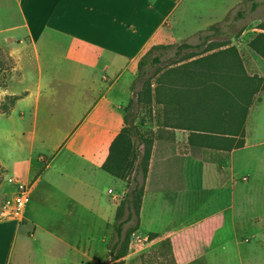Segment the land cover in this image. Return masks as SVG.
Masks as SVG:
<instances>
[{
	"label": "crops",
	"instance_id": "obj_1",
	"mask_svg": "<svg viewBox=\"0 0 264 264\" xmlns=\"http://www.w3.org/2000/svg\"><path fill=\"white\" fill-rule=\"evenodd\" d=\"M183 2L0 0V49L13 60L0 74V199L15 192L8 179L17 172L33 187L23 222L0 218V264H23L40 232L46 250L31 264L95 260L89 215L114 225L117 197L128 191L102 165L125 126L139 58L152 45L179 42L168 18L178 11L184 23ZM6 97L16 100L3 112ZM258 97L241 148L186 145L188 130L172 126L155 140L135 231L141 241L129 243L125 264H143L164 240L175 264H264V151L256 148L264 143V90ZM45 211L59 213L53 226L40 223Z\"/></svg>",
	"mask_w": 264,
	"mask_h": 264
},
{
	"label": "trees",
	"instance_id": "obj_2",
	"mask_svg": "<svg viewBox=\"0 0 264 264\" xmlns=\"http://www.w3.org/2000/svg\"><path fill=\"white\" fill-rule=\"evenodd\" d=\"M257 6L253 2V8ZM212 28L218 31V28ZM260 28L264 30V22ZM208 40L206 35L196 44L182 42L176 45L174 56H179L177 62L188 60V63L164 70L157 66L162 63L165 52L160 50H167L174 44L151 46L139 59L133 87L137 81H143L146 89L143 97L150 100L151 92L160 93V84H163V77L167 76L171 88L167 91L164 104L173 105L182 115L178 117L180 123L171 126L190 131L189 144L223 150L241 148L245 144V122L254 103L255 93L264 90V78L248 74L238 48L231 42L208 43ZM248 46L264 58V31L256 34ZM186 49L190 52L184 54ZM3 55L0 49V74L7 69L4 67ZM10 64L8 68L12 67L13 60ZM154 67L153 76L145 78ZM154 77L157 86L151 88ZM245 84L249 86L244 87ZM251 84L254 85L252 90ZM7 100L10 103L4 105L3 112L12 107L16 97H7ZM128 105L125 107V126L112 141L107 159L102 165L104 171L123 180L128 188L117 205L113 225L116 241L109 248L115 264H125L124 257L129 251L131 233L139 228L144 182L154 143L130 120ZM130 222H134V225H130V229L123 234V226ZM149 236L152 239L155 234ZM157 250L155 254L144 258L143 264H175L169 240H164Z\"/></svg>",
	"mask_w": 264,
	"mask_h": 264
},
{
	"label": "rangeland",
	"instance_id": "obj_3",
	"mask_svg": "<svg viewBox=\"0 0 264 264\" xmlns=\"http://www.w3.org/2000/svg\"><path fill=\"white\" fill-rule=\"evenodd\" d=\"M253 2H256L258 6L253 8ZM181 8H183L184 10L183 24L181 23L180 25H178L176 23L178 11H176L175 16L173 15L168 18V23L174 25L173 31L168 33V35H170L172 39H175V41L179 42L173 43L174 46L168 48L167 50H160L162 52H165L162 56V63L157 65L158 67H161L164 70L167 68H172L173 66H177L179 64L188 63V60L180 61L179 63L177 62L179 60V56H174L176 45L182 42L196 44L200 42V38L207 35L209 37L208 43L229 41L233 45L237 46L244 64L245 62L247 64V68L249 71L248 74L252 76H259V73H261V71L259 70L257 65L256 67H254V64L256 62V58H260L258 57L260 55L255 51L252 52V49L248 47V43L256 34L262 32L260 30V26L264 22V0H185V2H183V4L180 6L179 11L181 10ZM212 26L218 28V31H216L215 28H212ZM163 32H169V30L164 29ZM230 33L231 36H229ZM230 37L231 39H229ZM189 52V49L184 50V54ZM3 54L4 67L8 68L9 65H11L10 63H12V58L4 52ZM136 71L137 72L134 76L135 78L138 74V69ZM154 71L155 67L151 68L149 75L145 78L152 77ZM128 76L129 72H126L121 82L124 83ZM166 81L167 76H164L163 84H160V89L158 90L160 91V93L154 94L153 92H151L152 97L150 98V100L148 99V97H143V95H145L144 92H146V89H144L145 85L143 81H137L134 87L132 82L126 102V105L129 104L127 112L131 114L130 120L134 122L142 131H144L145 135L149 139H152L153 142H155V140L157 139H163L167 134H169V136L170 134L172 135L174 133L173 130H168L167 126L179 124L180 121L178 120V117L180 118V116H182L177 108H173V105L167 106L164 104V101L166 100L165 98H167V91H170L171 88L169 86L170 81L168 80L167 83ZM151 82V88H155L157 86L156 77H154ZM256 84L257 81L255 85ZM246 86H249V84H245L244 87ZM253 88L254 85L251 84V90ZM261 92H263V90ZM260 93H255L254 102H256V98L258 95H260ZM139 97H142L140 98L141 101H139ZM157 98H159L162 102H160ZM9 103L10 101L7 100L6 97L5 104H3V106L8 105ZM4 123H7L6 119L0 117V126H2V124ZM188 134H190V131H188ZM188 137L186 143H184L186 145L188 143ZM153 145L154 143L152 144V148ZM140 148H142V146H140ZM256 148L264 151V143H259ZM3 155L4 149L3 145L1 144L0 157H2ZM1 171L2 170H0V174ZM7 173L12 174L13 171L9 169ZM17 173H15V175L17 174L19 178L21 177L22 179H25L21 176V174H19V172ZM1 179L2 175H0V181ZM32 188L33 187L31 185L30 197L32 195ZM10 194L12 196L13 193ZM119 194H121V191L119 192ZM117 198L119 199V204L122 198L121 196H118ZM2 202L3 200L0 199V209ZM57 215L59 216V213L56 214L52 211H45V213L43 212V214L40 213L38 217L41 221L40 223L53 226L55 222L51 221L55 220V218H57ZM89 220L90 235L96 237L98 240V242L95 243V248H97L98 251L94 256L95 260H91V264H115V262L110 258L109 252L107 254H104L102 252L103 248H111L116 239L113 224L102 222L100 223L93 215H89ZM20 221L23 222L24 218ZM130 225H134V222L127 223L123 226V234L130 229ZM32 228V225H30L29 223L22 227L20 237H27V233H30ZM40 233L42 234V232ZM40 233L36 234V241L30 242L31 249H33L35 254L25 253L22 258L23 264H31L32 260H38L42 256V252L45 249V244H43V242L39 239ZM134 233H131V236ZM149 249L150 248L146 250ZM144 253L147 252L136 253V258L130 263H135L138 260L140 261V256Z\"/></svg>",
	"mask_w": 264,
	"mask_h": 264
},
{
	"label": "built area",
	"instance_id": "obj_4",
	"mask_svg": "<svg viewBox=\"0 0 264 264\" xmlns=\"http://www.w3.org/2000/svg\"><path fill=\"white\" fill-rule=\"evenodd\" d=\"M8 181L15 185V192L12 194V196L3 200L0 209V217H12L16 218L17 220H22L25 217L26 208L30 201L32 184L29 182H23L19 179V177H17V175H13L8 179ZM140 241L141 237L136 233H134L130 238V243Z\"/></svg>",
	"mask_w": 264,
	"mask_h": 264
}]
</instances>
